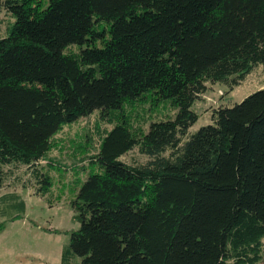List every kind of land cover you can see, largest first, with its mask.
<instances>
[{"label":"trees","instance_id":"trees-1","mask_svg":"<svg viewBox=\"0 0 264 264\" xmlns=\"http://www.w3.org/2000/svg\"><path fill=\"white\" fill-rule=\"evenodd\" d=\"M0 9L1 217L24 215L19 189L50 207L67 191L79 228L61 264H264V90L189 130L209 85L264 70V0ZM94 113L96 141L49 156Z\"/></svg>","mask_w":264,"mask_h":264},{"label":"rangeland","instance_id":"rangeland-1","mask_svg":"<svg viewBox=\"0 0 264 264\" xmlns=\"http://www.w3.org/2000/svg\"><path fill=\"white\" fill-rule=\"evenodd\" d=\"M2 16L3 12L0 9V18ZM258 90H264L262 68L253 70L232 90L220 84L209 85L192 108L198 114V120L189 129L190 133L211 122L210 112L213 109L232 107ZM95 116L96 113L62 127L53 138L60 150H53L49 156L70 164L69 146L84 143L89 139L93 142L97 140ZM159 118L158 116L153 119ZM131 156L135 154H130L127 159ZM18 191L24 202L25 211L23 216L14 221L0 216V223L3 225L0 232V264H61L62 248L67 244L70 233L79 228L72 219L69 194L64 191L60 202L50 207L45 199L32 195L27 190ZM0 209L2 212H14L6 208L4 211Z\"/></svg>","mask_w":264,"mask_h":264}]
</instances>
